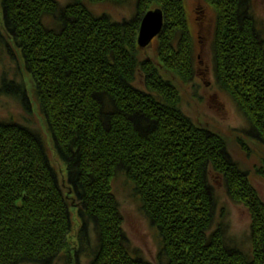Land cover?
Masks as SVG:
<instances>
[{
    "label": "trees",
    "instance_id": "16d2710c",
    "mask_svg": "<svg viewBox=\"0 0 264 264\" xmlns=\"http://www.w3.org/2000/svg\"><path fill=\"white\" fill-rule=\"evenodd\" d=\"M88 2L133 6L134 15L96 16L82 0L61 8L53 0H1L9 42L0 37V45L18 53L65 175L37 131L0 122V264H152L129 250L118 177L133 188L164 264H264L259 193L231 161L224 137L180 110L178 87L191 81L194 60L185 1ZM203 2L214 14L216 85L264 149V36L251 0ZM155 9L164 25L145 57L136 45L139 23ZM51 17L53 28L44 24ZM27 93L24 82L1 78L0 95L32 115ZM255 172L264 180V162ZM213 177L250 217L248 249L230 244L223 223L212 228Z\"/></svg>",
    "mask_w": 264,
    "mask_h": 264
},
{
    "label": "rangeland",
    "instance_id": "374dc122",
    "mask_svg": "<svg viewBox=\"0 0 264 264\" xmlns=\"http://www.w3.org/2000/svg\"><path fill=\"white\" fill-rule=\"evenodd\" d=\"M58 6L66 7L72 0H53ZM83 3L96 16L108 15L114 21H120L133 16V6H113L109 4L91 5L88 0ZM187 23L193 38V75L191 81L179 84L181 105L180 110L194 122H198L219 132L227 142V151L232 162L248 173L249 181L256 189L264 204V180L256 175V170L263 167L264 149L260 147L248 126L246 119L236 107L231 97L223 93L216 85L214 76L212 37L214 27V14L203 0H184ZM1 7V0H0ZM251 9L259 30L264 36V0H251ZM2 9H0V37L3 44L8 45V39L2 29ZM54 18H45L44 24L54 27ZM155 40V39H154ZM143 50V55L152 57L156 43ZM0 45V80L6 76L17 84L24 82L28 91L32 112L26 113L22 106L12 98L0 95V122L14 120L37 131L44 137L49 148L50 159L54 169L58 170L60 177L65 175V169L59 158L56 157L46 128L38 116L37 106L33 104L31 95L32 84L23 68L15 50H8ZM140 81L137 83L140 86ZM214 186L217 196L213 229L219 224L227 227V238L230 244L242 249H248L250 217L244 207L231 202L223 191L221 177H213L210 182ZM114 195L118 201L123 217V231L129 242V250L152 264H164L159 256V241L156 232L152 230L147 220L139 212L138 201L133 188L118 177L113 184ZM75 229H78L77 226ZM74 229V231H75ZM77 232V230H76ZM81 263L86 261L80 258ZM60 264V263H59ZM62 264V263H61Z\"/></svg>",
    "mask_w": 264,
    "mask_h": 264
},
{
    "label": "water",
    "instance_id": "95a60500",
    "mask_svg": "<svg viewBox=\"0 0 264 264\" xmlns=\"http://www.w3.org/2000/svg\"><path fill=\"white\" fill-rule=\"evenodd\" d=\"M136 45L140 50L149 47L154 39L160 36L163 29V13L159 9L149 10L139 23Z\"/></svg>",
    "mask_w": 264,
    "mask_h": 264
}]
</instances>
